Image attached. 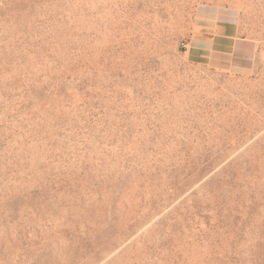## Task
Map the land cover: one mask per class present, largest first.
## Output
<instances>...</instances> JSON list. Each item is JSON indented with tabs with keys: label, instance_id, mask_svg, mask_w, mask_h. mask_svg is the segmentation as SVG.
I'll return each mask as SVG.
<instances>
[{
	"label": "rangeland",
	"instance_id": "374dc122",
	"mask_svg": "<svg viewBox=\"0 0 264 264\" xmlns=\"http://www.w3.org/2000/svg\"><path fill=\"white\" fill-rule=\"evenodd\" d=\"M0 264H264V0H0Z\"/></svg>",
	"mask_w": 264,
	"mask_h": 264
}]
</instances>
